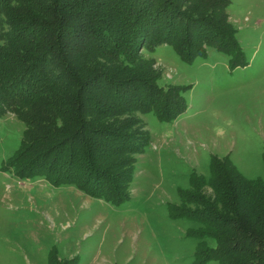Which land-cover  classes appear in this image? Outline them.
Wrapping results in <instances>:
<instances>
[{
	"label": "trees",
	"instance_id": "16d2710c",
	"mask_svg": "<svg viewBox=\"0 0 264 264\" xmlns=\"http://www.w3.org/2000/svg\"><path fill=\"white\" fill-rule=\"evenodd\" d=\"M231 0H0V117L26 130L12 157L24 176L74 185L99 199L130 197L137 154L150 142L142 115L174 121L187 109L184 88L164 86L144 48L174 45L185 61L209 46L244 51L228 20ZM211 177L193 175L180 215L201 222L202 262L264 264V180L213 157ZM212 189L208 194L205 188ZM49 264H71L56 251Z\"/></svg>",
	"mask_w": 264,
	"mask_h": 264
},
{
	"label": "rangeland",
	"instance_id": "374dc122",
	"mask_svg": "<svg viewBox=\"0 0 264 264\" xmlns=\"http://www.w3.org/2000/svg\"><path fill=\"white\" fill-rule=\"evenodd\" d=\"M227 12L241 64L214 46L190 62L170 43L143 49L161 84L184 88L188 106L174 121L142 115L150 142L121 203L20 175L11 160L26 123L12 112L0 117V264H49L53 251L71 264H221L202 262L200 242L215 248L217 239L201 238V222L174 207L185 205L193 175L211 177L214 156L264 180V0H231Z\"/></svg>",
	"mask_w": 264,
	"mask_h": 264
}]
</instances>
